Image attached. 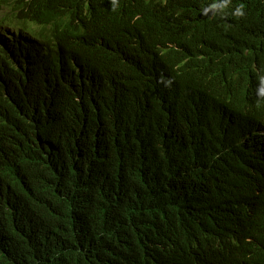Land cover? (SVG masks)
<instances>
[{"label": "trees", "instance_id": "1", "mask_svg": "<svg viewBox=\"0 0 264 264\" xmlns=\"http://www.w3.org/2000/svg\"><path fill=\"white\" fill-rule=\"evenodd\" d=\"M68 1L0 0L8 17L49 32L57 74H0V264H153L163 245L179 256L195 240L208 252L231 239L244 243L234 264H264L263 159L238 154L228 127L193 128L209 98L198 84L179 94L183 103L161 89L160 107L143 65L123 60L122 81L106 90L78 82L74 63L104 66L95 49L126 41L128 26L105 14L111 4L89 26L85 5ZM247 2L252 33L234 39L218 27L255 52L240 70L264 58V0ZM107 60L116 66L118 53Z\"/></svg>", "mask_w": 264, "mask_h": 264}, {"label": "clouds", "instance_id": "2", "mask_svg": "<svg viewBox=\"0 0 264 264\" xmlns=\"http://www.w3.org/2000/svg\"><path fill=\"white\" fill-rule=\"evenodd\" d=\"M66 4L75 10L76 5H85L89 26L97 23L100 7L111 4L113 10L105 14L123 18L128 26L126 41L95 49L93 56L99 57L104 66L83 58L74 63L72 75L78 82L97 91L106 90L122 81L117 69L123 60L134 67L143 65L141 77L150 81L160 107L161 89L176 94L183 103L179 94L198 84L209 98L198 110L193 128L210 131L216 124L228 127L225 137L232 148L241 140L243 147L238 154L253 152L264 164V58L254 59L248 69L240 70L239 64L255 52L227 43L218 29L221 26L232 32L234 39L252 33L245 24L247 0H69ZM1 7L0 74L4 81L19 71L30 74L29 69L35 66L44 69L46 81H54L57 74L50 70L53 47L48 44L49 32L25 19L8 17L10 10L4 4ZM77 16L76 12L69 18L73 25ZM28 29L40 32L42 37L31 35ZM122 45L125 48L119 52ZM117 53V65L107 68L108 54ZM201 71L211 72L215 79L207 75L198 78ZM217 89L225 92L218 93ZM250 168L257 173L256 165L252 163ZM260 176L264 178V171ZM243 245L231 239L210 243L206 252L195 240L179 256H173L172 249L163 245L158 252L160 258L153 264H234L232 260Z\"/></svg>", "mask_w": 264, "mask_h": 264}, {"label": "rangeland", "instance_id": "3", "mask_svg": "<svg viewBox=\"0 0 264 264\" xmlns=\"http://www.w3.org/2000/svg\"><path fill=\"white\" fill-rule=\"evenodd\" d=\"M2 14H4V7H1V9H0V15H2ZM27 32L30 33L31 35L37 37V38L42 37V34L38 31L28 29Z\"/></svg>", "mask_w": 264, "mask_h": 264}]
</instances>
